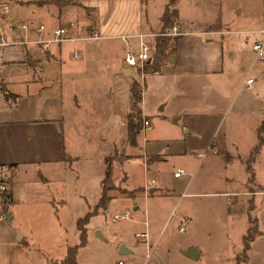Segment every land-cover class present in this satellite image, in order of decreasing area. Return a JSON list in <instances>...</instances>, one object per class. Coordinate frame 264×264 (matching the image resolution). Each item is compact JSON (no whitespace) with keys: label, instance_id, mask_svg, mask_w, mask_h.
Returning a JSON list of instances; mask_svg holds the SVG:
<instances>
[{"label":"crops","instance_id":"crops-1","mask_svg":"<svg viewBox=\"0 0 264 264\" xmlns=\"http://www.w3.org/2000/svg\"><path fill=\"white\" fill-rule=\"evenodd\" d=\"M155 3L0 0L8 6L0 32L15 40L0 46V168L16 169L2 205L11 225L0 219V264L60 261L79 241L77 219L100 198L107 157L110 198L89 216L77 264H203L196 239L206 240L212 209L224 219L226 241L208 264H264V57H252V41L238 37L255 34L251 40L264 46V0H159L152 10ZM171 23L174 44L145 72L137 101L150 125L141 130L140 121L130 142L136 73L124 54L138 49V39L152 44ZM56 26L68 38L45 44ZM179 167L184 172L172 175ZM80 194L68 236L62 213ZM124 209L128 218H112ZM173 218L178 241L166 230ZM190 245L195 258L182 252Z\"/></svg>","mask_w":264,"mask_h":264},{"label":"trees","instance_id":"trees-1","mask_svg":"<svg viewBox=\"0 0 264 264\" xmlns=\"http://www.w3.org/2000/svg\"><path fill=\"white\" fill-rule=\"evenodd\" d=\"M59 3V5H63V4H67V2L73 1V0H55ZM168 14V10H164L163 12V20L167 17ZM165 21V20H164ZM177 35L174 34L172 36H164L163 34H156L154 35L153 39H152V45H153V49L149 54V58L144 60V72L145 71H152L157 69V67L159 66V64L166 58V54L168 52L167 48L169 46V44H171V47L174 44V39ZM131 112L127 115V138L126 140L132 142L133 138H134V133L137 131V129L139 128L140 125V115H139V109H138V104L137 101L139 100V96H140V88L138 87V81L137 79L133 78L131 80ZM262 128V124H260L257 128V130L260 131V129ZM262 139V135L260 134V132L258 133L257 136V143L255 144V146L252 148L247 160H251L253 154L255 153V151L257 150V147L259 144V142ZM61 142H60V147H61ZM105 172L103 175V178L101 180L102 182V190L100 193V198L98 199L97 203L95 204L94 207H92L91 209H89V211L86 212L85 215H83L82 217H79L77 219V228H79L80 233H79V241L76 242L73 245H70L67 247L66 253L65 255L60 258V261H51L49 262V264H77V260L75 259V254L77 252V248L80 245H83L86 241V228H85V224L88 221L89 216L92 214V212H94L97 209H103L104 206L106 205L107 201L110 198V195L108 194V189H110L112 187V183H111V166L109 163V159L108 157L105 158ZM247 166V170L249 171V179L252 178L251 174H250V166L249 164L246 165ZM254 232V225L251 224V226H249L245 233H243L242 235V248L240 251V255H241V259L244 256V250L247 246V242L250 239V236L252 235V233Z\"/></svg>","mask_w":264,"mask_h":264},{"label":"built area","instance_id":"built-area-1","mask_svg":"<svg viewBox=\"0 0 264 264\" xmlns=\"http://www.w3.org/2000/svg\"><path fill=\"white\" fill-rule=\"evenodd\" d=\"M8 11V6L5 4L0 7V12L6 13ZM25 26V23H21L19 27ZM39 29H43V24H38ZM264 31V28L262 29ZM67 29L64 26H56L52 29L51 36L47 39H45V44L49 41L53 40H64L67 39ZM161 34H169V35H174L178 33V25L176 23H171L169 24V27L164 30L159 32ZM90 37H97L96 32H91ZM139 37V36H138ZM15 40L8 39L7 36L0 32V46L5 45L7 43H13ZM138 49L135 52H132L131 50H126L124 54V59L125 62L129 65L132 66L135 70L136 73V79L138 81V87L140 90L142 89V80L143 76L145 75L144 72V60L149 58V54L153 49L152 44L142 41L141 39H138ZM250 49L254 53V57L261 59L264 57V47H263V41L260 39L258 40H253L250 45ZM250 78H246L244 81L248 84ZM141 130H146L147 127H149L150 123L148 119L141 118ZM209 150H214L212 147H207L203 151L199 152L198 155H202L204 152L209 151ZM16 169L14 165H8L4 166L3 168H0V219L5 217L4 216V211L2 209V205L7 202L9 192H10V179L12 175L15 173ZM182 167L175 168L172 171V175L178 176L180 173H183ZM152 183V180H148L144 184L145 187H147L149 184ZM129 217V211L127 209H124L120 212H116L113 214L112 218L113 219H120V218H128ZM185 221V218H180V224H182ZM182 226L179 227V230H181ZM140 235H144V233H139ZM122 263V260L119 261V264Z\"/></svg>","mask_w":264,"mask_h":264},{"label":"rangeland","instance_id":"rangeland-1","mask_svg":"<svg viewBox=\"0 0 264 264\" xmlns=\"http://www.w3.org/2000/svg\"><path fill=\"white\" fill-rule=\"evenodd\" d=\"M154 1H156L157 3H155V5H154L155 7L154 8L151 7L152 10H154V9L156 10V8H158L159 0H154ZM168 15H169V13H168ZM237 17L240 18V22H243L242 21V15H239ZM238 20L239 19L235 20V22H237ZM235 22H233V23H235ZM160 24H161V22H160ZM250 25H252V24H250ZM250 25H236V26L246 27V26H250ZM160 27L161 26H158V28L157 27H155V28H156V30H159ZM254 36H255V34H252V33L251 34H249V33H241V34L238 35V37L240 39H242V41H244L246 39L247 43L250 42V41H253L251 39ZM249 44H251V42ZM249 48H250V46H249ZM250 52L252 53V57H254V53H253V51L251 49H250ZM255 83H256V80L253 81V84H254V87L257 88ZM260 97L261 96H259V98ZM263 102H264V100H263ZM76 196H81V194L80 195H75L74 197H71L68 200V204L66 205V210L62 213L63 217H64V220H65V229H67L68 236L73 235L74 230H75V227L73 226V221L72 220H73V216L76 213V209H77L76 204L79 202L78 197H76ZM99 217H100V214L97 215L94 219H99ZM207 217L209 219L214 218L215 220H214L213 224L212 223L210 224V230L208 232V235L207 236L204 235L206 240H203L201 238H199V239L197 238L196 239V243L198 245H200L201 247L204 246V248H205V249L202 248L201 257L199 259L203 264L212 263L213 259L215 257L214 253H216V251H218V250H223L224 247H223L222 243H224L226 241V240H222L221 239L223 234H225L224 227L226 226V224L224 223L223 217H219L215 213L214 209H212L209 212V214H207ZM1 221H2V223H4L5 227H9L11 225L10 222L7 221L6 217H3V219H1ZM175 222H176V220L174 218L172 220H170V222L167 224L166 230H167V233L169 231H173L174 232V236L176 237L175 240L178 241V239L181 238L182 233L177 232L176 228H174L176 226ZM173 228H174V230H173ZM39 239H41L42 242L44 241V237H42L41 234L39 236ZM73 240L75 242V240H77V238H75V239L72 238V240H69L68 242L71 243V242H73ZM11 256L13 257V254ZM240 257H241V255L239 254L238 258H240ZM107 264H113V263H112V261H108Z\"/></svg>","mask_w":264,"mask_h":264},{"label":"water","instance_id":"water-1","mask_svg":"<svg viewBox=\"0 0 264 264\" xmlns=\"http://www.w3.org/2000/svg\"><path fill=\"white\" fill-rule=\"evenodd\" d=\"M97 235L99 234V231L96 232ZM119 252H124L125 251V246L123 243H121L119 245ZM183 254L188 255L190 257H197V252H196V248L192 245L188 246L186 249L182 250Z\"/></svg>","mask_w":264,"mask_h":264}]
</instances>
